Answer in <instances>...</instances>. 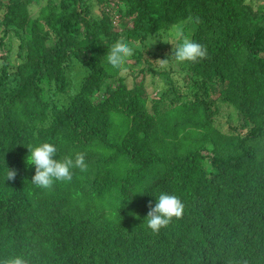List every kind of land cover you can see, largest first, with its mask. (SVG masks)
Returning a JSON list of instances; mask_svg holds the SVG:
<instances>
[{"label":"trees","instance_id":"16d2710c","mask_svg":"<svg viewBox=\"0 0 264 264\" xmlns=\"http://www.w3.org/2000/svg\"><path fill=\"white\" fill-rule=\"evenodd\" d=\"M34 1L0 0L2 39L18 40L16 65L0 62V264H264V11L249 0H46L32 16ZM178 23L179 40L208 49L178 68L184 83L172 56L141 49ZM121 38L146 64L139 82L122 74L128 59L123 71L107 62ZM222 104L237 115L226 131ZM45 141L54 159L84 152L88 170L34 187L26 145ZM161 192L185 211L154 234L145 219Z\"/></svg>","mask_w":264,"mask_h":264},{"label":"clouds","instance_id":"9594fccd","mask_svg":"<svg viewBox=\"0 0 264 264\" xmlns=\"http://www.w3.org/2000/svg\"><path fill=\"white\" fill-rule=\"evenodd\" d=\"M189 19H193L189 17ZM194 23H200L199 18H195ZM169 42V41H166ZM172 58L175 62L192 64L203 61L208 56V49L205 45L182 36L179 42L173 45ZM134 55V47L126 42L124 38L118 39L108 50L106 59L112 68L119 71L124 70L126 60ZM167 61V59H165ZM29 154L26 163L35 167V174L31 179V184L39 189L49 192L53 191L57 183H71L74 178V171L86 172L88 163L84 152H76L74 156L67 155L63 158L54 159L58 154V149L51 142H42L37 145H26ZM16 170L8 169L7 180H15ZM149 212L145 219V226L152 233L157 234L162 228L167 227L173 219H180L184 215L185 205L181 199L173 194L161 192L157 196V202L152 205L149 201ZM5 264H28L22 256H15L5 261Z\"/></svg>","mask_w":264,"mask_h":264},{"label":"rangeland","instance_id":"374dc122","mask_svg":"<svg viewBox=\"0 0 264 264\" xmlns=\"http://www.w3.org/2000/svg\"><path fill=\"white\" fill-rule=\"evenodd\" d=\"M2 1H6V0H2ZM45 1L46 0H35L29 7L30 14L32 16H37L40 7L45 4ZM249 2L255 9H261L262 11H264V0H249ZM2 15H3V9H1L0 7V18L2 17ZM181 27H182V23H178L172 26L168 30L161 31L160 35L154 34L148 37L143 42L144 47H141V49L148 48L150 51L153 52L156 51L158 53L162 52L166 55L171 56L174 47L173 45L178 43L180 34L184 31L183 29H181ZM2 29L3 27L0 25V62H1V56H7V58L9 59V63L14 66L18 61L16 56L18 40L14 36H11L12 32H10L6 38L2 39L3 36ZM185 31L189 32V29L186 28ZM156 60L157 58L155 59V61ZM127 61H129L131 68H128V70H124L122 74L126 76V80L128 81L129 84H131L132 82H139L143 77V73L139 69L144 68L146 66V64L143 62V57H141L140 59L128 58ZM169 62H170L169 68L173 69L172 77H177L176 79L182 80V77L184 76L185 73L182 71L179 72L178 68L184 66V63L183 64L177 63L174 61V59H170ZM75 72L76 73L79 72L78 68H75ZM151 77L152 76H150L147 73L144 75V81L146 82L147 88L148 90H150V92L152 91ZM160 77L163 79L161 83H163V81L165 80L166 81L169 80L168 74L167 75L160 74ZM181 83H184V81L182 80ZM189 89L190 88H188L187 90ZM171 97H173V94H171ZM215 119H216L215 120L216 123L219 124L224 131H226L229 128V125H234L237 122V115L232 107L222 104L220 105V109L218 110V112L215 114Z\"/></svg>","mask_w":264,"mask_h":264}]
</instances>
